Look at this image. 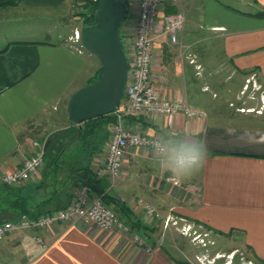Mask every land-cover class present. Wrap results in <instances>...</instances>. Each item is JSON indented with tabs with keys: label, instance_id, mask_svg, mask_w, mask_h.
I'll return each instance as SVG.
<instances>
[{
	"label": "crops",
	"instance_id": "1",
	"mask_svg": "<svg viewBox=\"0 0 264 264\" xmlns=\"http://www.w3.org/2000/svg\"><path fill=\"white\" fill-rule=\"evenodd\" d=\"M88 1L0 0V179L32 154L33 142L45 149L46 136L69 128L70 97L102 70L81 41L72 39L74 30L80 33L83 27L84 18L76 20L87 14ZM164 1L166 9L186 19L179 36L196 41L177 45L161 40L154 87L161 98L180 100L204 117L128 118L124 124L140 128L150 139L167 131L202 141L207 150L202 168L173 185L156 165L152 150L130 149L121 176H95L91 196L109 194L123 205L127 213L122 222L134 227L144 246L134 243L131 235L105 232L86 221L58 223L43 231L27 228L8 234L0 243V264H192L172 255L175 246L161 239L166 218L173 216L187 227L197 225L219 237L240 235L253 256L264 262V129L218 121L205 104L210 102L211 66L224 67L228 78L264 83V16H256L264 12V0H236L243 9L231 6L233 0ZM123 2L128 5L126 17L136 12L137 0ZM77 6L79 12L73 13L79 16H71L70 9ZM212 39L218 59L211 57ZM103 157L94 159L93 171ZM34 187H7L0 180V218L11 219L14 214L4 206L18 197L31 206L41 202L44 192ZM140 200L155 215H147ZM181 251L178 246L176 252Z\"/></svg>",
	"mask_w": 264,
	"mask_h": 264
},
{
	"label": "built area",
	"instance_id": "2",
	"mask_svg": "<svg viewBox=\"0 0 264 264\" xmlns=\"http://www.w3.org/2000/svg\"><path fill=\"white\" fill-rule=\"evenodd\" d=\"M99 0H90L97 4ZM164 0H137L135 13H129L121 28L123 50L128 62L127 81L123 100L113 113L115 123L108 128L109 136L105 147L104 157L97 163L95 176L107 175L112 180L122 174L124 159L130 149H148L150 139L138 128L125 126L128 118L164 117L168 121L182 114L185 118L199 120L204 117L198 111L180 100L161 98L154 87L153 67L158 63L156 51L162 39L166 38L171 44H176L184 27V17L181 14L165 12ZM79 42L80 33L75 31L72 38ZM140 141H144L141 143ZM32 154L24 156L20 166L1 177V183L7 187L20 188L35 185L39 182V174L44 165V147L38 142L32 143ZM170 184L177 185L167 178ZM89 185L76 188L71 203L62 210L42 215L36 220L22 217L15 221L0 224V243L5 237L17 229L33 228L46 230L58 223L86 221L94 224L105 232H118L132 236V240L139 246L143 241L134 235L130 226L120 220L112 208L107 206L100 195L91 196ZM147 215H155V210L143 201H139ZM169 219L165 220L167 225ZM43 246L41 239L36 241ZM150 251L149 247H146Z\"/></svg>",
	"mask_w": 264,
	"mask_h": 264
},
{
	"label": "rangeland",
	"instance_id": "3",
	"mask_svg": "<svg viewBox=\"0 0 264 264\" xmlns=\"http://www.w3.org/2000/svg\"><path fill=\"white\" fill-rule=\"evenodd\" d=\"M215 1L221 3L227 2L225 0ZM229 4L238 9L244 8L241 2L239 3L236 0H233ZM87 5H89L87 6V14H85L84 17L80 16V18L76 20L80 22V20L84 18L83 21L81 20L83 26L88 24L86 23V19L90 14V0ZM77 8L78 6L70 9L72 10L70 11L71 16H79L77 13H73L76 11L79 12ZM74 33L75 30L72 36H74ZM194 38L185 40L179 36L177 45H179V42L185 44L194 42L196 41ZM211 41L213 43L212 47L215 48L212 51L211 57L218 59L220 58V53L217 42H215L216 40L214 39ZM209 70L211 75L209 89L210 102H205L206 111L209 116L217 118L218 121H237V124H243V126L264 129V83L259 80L254 81L246 79V77L234 78L230 76V78H228L224 67L211 66ZM51 125L54 126L52 123ZM51 130H53V128ZM52 135L53 134L46 136L45 139H49ZM107 142L108 139L106 145ZM104 155L105 150L103 151V156ZM100 157H102V155H100ZM90 169L95 175L92 164L90 165ZM166 219H169V222L165 225L166 228L163 227L161 239L164 241V244L170 243L172 246H175L174 249H170L174 256H181L192 264H262L253 256L251 250L244 244L243 238L240 235L219 237L212 233H208L202 228L197 227V225L190 224L188 225L189 227H187L186 224L188 223H186V221H181L174 216L167 217ZM178 246H180V250H182L181 254L176 252Z\"/></svg>",
	"mask_w": 264,
	"mask_h": 264
},
{
	"label": "trees",
	"instance_id": "4",
	"mask_svg": "<svg viewBox=\"0 0 264 264\" xmlns=\"http://www.w3.org/2000/svg\"><path fill=\"white\" fill-rule=\"evenodd\" d=\"M125 1V0H121ZM97 4H91L90 14L86 23L96 21ZM166 13L172 14L174 11L166 9ZM256 16H264V12ZM100 70L94 81L101 76ZM93 81V82H94ZM69 128L54 133L49 137L44 150V165L39 174V182L35 185V190H41L43 198L35 206L29 205L25 197H18L4 206L14 214L11 219L0 218V224L7 221H15L22 217L36 220L38 217L62 210L68 207L73 199L72 191L82 184H87L94 188L95 175L90 169L94 159L103 154L105 143L109 136L108 128L115 123L113 114L89 120L78 127L69 122ZM47 183V187L44 184ZM9 193V188L3 187ZM104 203L114 209L120 220L125 216L127 210L109 194H103ZM60 202H59V201ZM58 201V202H57ZM118 206V208H117ZM132 227V228H131ZM130 228L133 230V226ZM231 234L225 235L229 236ZM256 258V257H255ZM259 262L264 264V262Z\"/></svg>",
	"mask_w": 264,
	"mask_h": 264
},
{
	"label": "water",
	"instance_id": "5",
	"mask_svg": "<svg viewBox=\"0 0 264 264\" xmlns=\"http://www.w3.org/2000/svg\"><path fill=\"white\" fill-rule=\"evenodd\" d=\"M128 5L121 0H99L96 21L80 31L82 47L100 62V78L78 89L69 99V120L81 125L113 114L121 103L128 62L120 39L119 25L125 20Z\"/></svg>",
	"mask_w": 264,
	"mask_h": 264
},
{
	"label": "clouds",
	"instance_id": "6",
	"mask_svg": "<svg viewBox=\"0 0 264 264\" xmlns=\"http://www.w3.org/2000/svg\"><path fill=\"white\" fill-rule=\"evenodd\" d=\"M150 147L156 165L177 185L194 177L207 158L202 141L190 140L174 132H161L150 141Z\"/></svg>",
	"mask_w": 264,
	"mask_h": 264
}]
</instances>
